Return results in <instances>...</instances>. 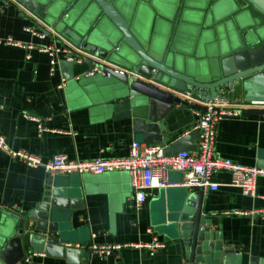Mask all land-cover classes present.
<instances>
[{"label": "crops", "instance_id": "obj_1", "mask_svg": "<svg viewBox=\"0 0 264 264\" xmlns=\"http://www.w3.org/2000/svg\"><path fill=\"white\" fill-rule=\"evenodd\" d=\"M32 26L41 25L18 6L0 0V40H3L0 43V126L10 148L49 161L59 153L71 159L126 156L134 141L147 144L143 135L135 132L132 119L117 118L106 108L105 76L76 77L87 69L86 63L74 66L59 63L51 71L47 53L4 42L8 37L27 45L51 42L26 30ZM228 98L233 109H238L245 100L241 90L229 94ZM33 116L40 122L32 120ZM199 117V111L177 105L168 115L172 133L160 144L171 154L174 151L171 145L193 130ZM189 141L188 146H197L198 133ZM217 153L242 164L260 166L264 162V117L259 114L224 117L217 127ZM129 176L122 170L74 176V181H81L83 193L82 200L70 211L66 239L73 244L72 248H79L74 244L91 242L151 243L155 237L165 246L154 250L125 246L118 254L107 257L95 253L81 257L77 250L64 254L56 251L55 257L38 252L28 255L31 259L22 263L184 264L180 244L166 238L167 222L174 218L169 209L182 195L200 189L170 186L150 190L148 199L137 211L131 203L133 190ZM183 178L179 172L170 175L172 182ZM48 179L44 168L29 167L22 159L0 149V216L4 209L31 212L38 208L50 195ZM213 181L219 183V188H205L203 196V212L213 217V229L219 230L221 225L224 240L234 246L236 253L244 254V264H248L251 256L264 261V177L257 180L255 196L243 193L234 185L229 172L216 173Z\"/></svg>", "mask_w": 264, "mask_h": 264}, {"label": "water", "instance_id": "obj_2", "mask_svg": "<svg viewBox=\"0 0 264 264\" xmlns=\"http://www.w3.org/2000/svg\"><path fill=\"white\" fill-rule=\"evenodd\" d=\"M17 1L73 43L144 77L109 69L104 99L115 117L132 119L135 132L147 144L163 143L172 133L168 115L177 105L205 110L174 90H191L210 100H229V94L241 90L247 102L264 101V0ZM86 64L87 69L76 77L91 69ZM241 113L261 115L263 111ZM197 133L194 128L180 136L171 145L172 153L196 151L197 146L188 145ZM48 175L50 195L38 208L1 211L0 264H20L38 252L55 257L56 251L77 250L81 257H91L88 249L64 245L70 243L65 237L70 211L82 200L81 181L73 180L79 175ZM129 184L132 188L130 176ZM203 196L204 188H200L170 207L174 218L167 222L166 238L180 244L184 264H244V254L236 253L224 240L221 225L213 229V217L203 212ZM248 264L264 261L251 256Z\"/></svg>", "mask_w": 264, "mask_h": 264}, {"label": "built area", "instance_id": "obj_3", "mask_svg": "<svg viewBox=\"0 0 264 264\" xmlns=\"http://www.w3.org/2000/svg\"><path fill=\"white\" fill-rule=\"evenodd\" d=\"M19 7L27 16L37 19L41 26H32L26 28L35 36L41 39H50L48 44H25L8 37L5 43L23 48H36L45 52L50 58V68H54L60 61L65 60L78 64L90 63L91 69L87 70L84 76L102 75L110 77L109 71L113 70L122 75H129L134 78L144 77L128 69L125 66L112 62L107 57H101L97 53L75 44L61 33L54 26L48 25L40 17L34 14L25 5L17 0H6ZM3 40H0V43ZM31 58V54H27ZM65 81V79H63ZM148 81L153 82L151 79ZM63 84L60 85L62 87ZM181 98L195 103L205 110L200 112V117L195 124V129L200 131L199 141L196 151L181 150L174 154H167L165 145L160 143L142 144L134 141L130 152L126 156L104 157L97 156L93 159H71L66 154H56L49 161H44L41 156L32 154L24 150H13L10 148L6 136L3 134L0 126V149L12 157L22 159L29 167H42L50 175H73V174H103L117 170L127 171L131 176L133 194L131 198L132 206L138 211L146 202L150 190L162 189L167 187H188L191 189L211 188L217 190L219 183L213 181V177L220 171L229 172L233 176V184L241 188L243 193L255 196L257 195V180L264 177V167L242 164L232 158L220 156L217 153V127L219 122L226 116H239L242 110H261L264 117V101L247 102L243 100L237 107L230 108L227 100L220 99H202L195 95L191 90L173 91ZM32 120L40 122L38 117H32ZM172 172H179L184 178L179 182H172L170 175ZM235 213H243L236 211ZM152 232V229H149ZM73 246L72 243H67ZM79 248H85L101 257H107L112 254H118L125 246H135L137 248L147 247L152 250L165 246L157 237L149 243H126V244H102L91 242L90 244H74ZM36 254V253H34ZM33 254V255H34ZM31 256L25 258L29 261ZM23 261V262H24ZM20 264H23L22 262Z\"/></svg>", "mask_w": 264, "mask_h": 264}, {"label": "flooded vegetation", "instance_id": "obj_4", "mask_svg": "<svg viewBox=\"0 0 264 264\" xmlns=\"http://www.w3.org/2000/svg\"><path fill=\"white\" fill-rule=\"evenodd\" d=\"M264 19V18H263Z\"/></svg>", "mask_w": 264, "mask_h": 264}]
</instances>
